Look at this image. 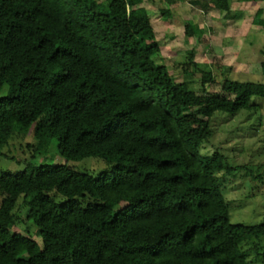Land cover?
Returning a JSON list of instances; mask_svg holds the SVG:
<instances>
[{
    "label": "trees",
    "instance_id": "1",
    "mask_svg": "<svg viewBox=\"0 0 264 264\" xmlns=\"http://www.w3.org/2000/svg\"><path fill=\"white\" fill-rule=\"evenodd\" d=\"M162 1L168 19L177 0ZM190 1L230 11L228 0ZM143 2L0 0V156L10 137L31 132L35 152L55 137L66 161L110 164L97 174L67 162L2 171L0 264L264 263V246L242 245L264 236V213L258 223L231 222L216 174L244 167L219 148L200 150L213 134L210 116L255 108L264 83L224 78L209 92L208 71L196 88L176 80L156 62ZM252 21L264 26L259 15ZM185 31L199 35L188 23ZM193 55L179 72L196 68ZM24 208L41 247L11 231Z\"/></svg>",
    "mask_w": 264,
    "mask_h": 264
},
{
    "label": "rangeland",
    "instance_id": "2",
    "mask_svg": "<svg viewBox=\"0 0 264 264\" xmlns=\"http://www.w3.org/2000/svg\"><path fill=\"white\" fill-rule=\"evenodd\" d=\"M228 1L230 11L225 13L216 6L203 7L190 0H177L171 8V17L163 19L159 8L165 3L162 0H144L154 39L160 44L161 55L155 58L156 62L168 65L169 72L176 80L190 81L196 88L201 72L208 71L214 78L207 86L209 92L220 90L224 78L264 83L261 68L264 61V26L252 21L254 15L264 19V0ZM186 23L197 26L199 35L187 34ZM190 50L194 52L196 68L190 64L188 73L179 72L181 62L188 59ZM5 89L6 86H3L0 96ZM255 105L251 110H241L233 115L214 112L210 116L212 137L200 149L202 154H206L219 148L231 163L244 167L234 174L216 173L229 203L230 221L233 223H258L264 213V184L253 178L257 174L264 177V99H256ZM34 142L31 132L10 137L2 149L6 156H0V173L20 171L28 164L36 166L66 162L76 171L91 174L110 169V164L97 156L66 161L57 150L55 137L49 139L47 149L40 153L28 147ZM52 197L59 202L65 199L59 194ZM18 215L22 219L11 227V231L34 239L41 247L38 228L23 218L26 208L19 210ZM254 241L264 246V236L248 237L242 245L244 248L251 247ZM252 255L248 259H252ZM249 264L264 263L257 261Z\"/></svg>",
    "mask_w": 264,
    "mask_h": 264
}]
</instances>
